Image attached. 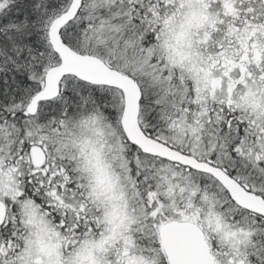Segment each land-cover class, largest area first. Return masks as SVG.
I'll list each match as a JSON object with an SVG mask.
<instances>
[{
    "label": "snow or ice",
    "instance_id": "6c2138e0",
    "mask_svg": "<svg viewBox=\"0 0 264 264\" xmlns=\"http://www.w3.org/2000/svg\"><path fill=\"white\" fill-rule=\"evenodd\" d=\"M0 264H264V0H0Z\"/></svg>",
    "mask_w": 264,
    "mask_h": 264
}]
</instances>
